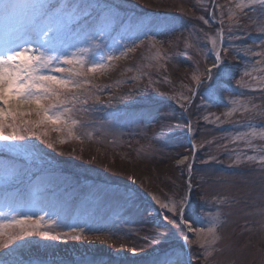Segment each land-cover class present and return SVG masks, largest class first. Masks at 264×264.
Segmentation results:
<instances>
[{
	"label": "rangeland",
	"instance_id": "rangeland-1",
	"mask_svg": "<svg viewBox=\"0 0 264 264\" xmlns=\"http://www.w3.org/2000/svg\"><path fill=\"white\" fill-rule=\"evenodd\" d=\"M134 1L89 0L116 15V22L103 34L95 32L92 38L100 47L94 48L90 57L99 60L109 53L119 55L128 47L135 50L113 62V66L103 74L91 77L92 84L98 88L91 89L93 98L83 106L88 110L75 113L82 122L77 131L84 138V143L69 141L49 148L41 140L31 137L27 151H0V175L15 176L13 179H0V214H3L0 219L11 218L16 212L47 213L58 221L57 233L69 232L71 227L84 229L80 239L74 238L75 234L58 240L27 237L23 246L16 250V255L25 264H112L114 261L153 264L160 253L170 250L174 259L188 264H264V231L261 230V218L253 214L264 191V169L258 159L245 161L246 156L258 158L262 154L259 149L264 148V141H253L256 151L247 148L242 141L236 144L229 142L237 132L249 131L248 124L257 129L264 127V119L257 116L249 120L239 113L230 118L231 123H209L202 119L205 115L215 114L224 120L222 114L231 107L228 102L232 99L243 101L249 107L253 104L258 108L264 107V92L257 87L260 78H264V63H257L262 58L256 56V59H251L250 54H243L249 46L240 45L238 25L236 27L228 20L230 8L225 2L236 3L239 0H226L215 11L219 20L225 17L224 30L227 29L228 36L224 45L233 57L224 55L225 59L232 61L227 60V64L233 70L236 68L234 58L245 59L237 68L239 75L229 84L219 82L216 100H209L205 88L212 82H205L199 89L202 95L194 97L196 102L189 106V114L170 97L172 93L181 91L187 95L182 85L195 87L191 74L197 69L204 72L210 65L209 54L214 53L208 36L216 37L218 29L208 31L210 33L202 37L199 47L185 49V41L191 43L193 36L186 31L188 29L183 26L178 12L171 11L175 10L174 6L168 13L144 12L145 8ZM170 1L178 4L184 0ZM200 5L205 7V1ZM89 10L96 16L97 9ZM253 15H261L259 6ZM165 26H172L170 29H177L179 33L187 32L180 40L181 46L173 47L169 40L161 42L159 37L155 38L156 33L152 32ZM229 27L233 35H229ZM3 28L0 22V40L3 39ZM153 41L161 43L153 47ZM69 42L87 46L88 37L81 34ZM163 44L169 46L168 49ZM157 48L165 57L159 62L152 58ZM261 51L264 49L258 47L255 52ZM185 59L187 64L181 62ZM158 63L163 67H157ZM181 65L186 67L184 71ZM245 71L250 75L244 76ZM178 74L179 78L176 77ZM237 80L242 81L241 85H237ZM97 95L103 103L95 101ZM80 107L77 105L78 109ZM149 111L169 118L163 121L147 119ZM191 118L195 135L186 127ZM209 118L214 119L211 115ZM162 124L169 126L163 135L160 134ZM89 133L91 139L88 138ZM50 135L55 140L58 134ZM192 137L198 145L203 143L204 146L198 148L200 159L194 163L198 168L189 178L190 149L186 145ZM223 145L234 151L218 147ZM58 146L65 148L59 149ZM120 152L123 156L116 155ZM238 154L244 162L237 165L233 162ZM186 156L188 161L177 163ZM210 156H216L217 160L209 159ZM76 160L80 162L76 164ZM65 166L71 168L65 171ZM73 168L81 174L70 172ZM189 179L193 180L190 189ZM37 188L39 195L34 198L32 193ZM194 190L197 193L195 203H190L189 195ZM153 195L165 203L179 201L187 195L185 219L193 227H207L210 217L219 211L221 220H226L218 229L222 239L215 247L219 251L207 261L197 259V254L203 250L195 243L185 244L181 230L163 219ZM214 196L234 197L239 203L232 201L219 205L212 199ZM154 235L157 238L163 236V243L156 245L144 239ZM188 236L196 239L193 233H188ZM129 237L135 238L142 246L144 240L149 249L146 250L145 246L143 250H130L129 243L112 249L108 241L114 238L125 243ZM7 251L0 249V256L12 260L14 257L8 256Z\"/></svg>",
	"mask_w": 264,
	"mask_h": 264
},
{
	"label": "snow or ice",
	"instance_id": "snow-or-ice-1",
	"mask_svg": "<svg viewBox=\"0 0 264 264\" xmlns=\"http://www.w3.org/2000/svg\"><path fill=\"white\" fill-rule=\"evenodd\" d=\"M264 17V0H239L235 4V9H229L228 20L231 23L239 22V15L248 16V12L256 11ZM89 9H97L96 16ZM211 15L215 17V12ZM250 18V17H249ZM197 19L203 24L209 25V19L200 16ZM0 22L3 23V39L0 40V151H27L30 140L35 137L41 140L49 148L55 144H65L69 141H76L83 144L84 138L78 133L77 129L81 121L76 118L77 111H87L83 107L93 98L91 89L97 87L92 84L91 77L103 74L113 62L121 60L129 52L135 50L128 47L119 55L109 53L106 57L102 56L99 60L90 57L94 48L100 45L92 37L95 32L103 34L105 30L116 22L115 13L110 9H103L98 4H92L89 0H0ZM221 28L217 30L216 37L208 36L214 53V61L210 68L200 72L198 69L191 74V81L195 87L182 85L187 90V95L181 92L172 93L170 99L175 101L180 109L187 111L192 106L193 99L197 95H202L199 89L205 81L212 83L205 88L209 100H216V89L220 86L219 82L227 80L234 75L232 67L227 64L225 56L229 48L224 46L223 19L219 21ZM94 29L92 32L86 30ZM257 31L261 34L259 47L264 49V27H259ZM84 34L88 37L87 46H77L69 41ZM229 35H233L229 27ZM218 38V39H217ZM152 39V37H149ZM161 42L153 41V47H157ZM185 49L193 48L194 45L185 41ZM71 49V50H70ZM245 55L251 54L262 59L257 63H264V51L254 52L250 48L243 50ZM159 62L165 59L161 55V49L157 48L152 57ZM207 59V56H205ZM157 67H163L157 64ZM131 69H129L130 71ZM244 76L250 73L245 71ZM138 79V77H133ZM256 79V78H254ZM237 85L242 81L237 80ZM257 87L264 92V78H260ZM97 103H103L100 97L95 96ZM231 107L224 112V120L215 114H209L202 119L209 123H231V117L239 113L247 116L249 120H254L257 116L264 119V107L258 108L256 105L248 106L243 101L232 99L228 102ZM77 105L81 107L78 109ZM159 111L158 109L156 110ZM214 119L210 120L209 116ZM35 119H31V117ZM146 118L150 120H167L169 117L155 115L152 111L146 113ZM238 123V122H237ZM249 131L237 132L231 137L230 143L236 144L238 141L244 142L247 148L256 151L255 140L264 141V127L259 129L247 125ZM169 126L161 125L160 134L163 135ZM186 127L190 133L194 132L193 125L188 122ZM51 133H57V138L53 140ZM62 134V135H61ZM91 139V134H88ZM21 142V143H17ZM210 143V142H207ZM203 143H191L192 159L194 160L198 148H202ZM223 147L229 150L227 145ZM262 153L257 156H246V162L257 161L264 169V148L259 149ZM209 159L217 160L216 156ZM189 157H183L178 164L188 161ZM238 158L233 162L240 164ZM189 178L192 175L193 163L187 164ZM19 175L18 172L15 173ZM15 176L0 175V179H13ZM191 188V179L188 184ZM39 189L32 193L34 198L38 197ZM131 199V194H129ZM152 199L159 205L160 214L168 224L176 225L183 233L182 239L185 244L195 243L203 251L197 254V259L203 258L207 261L213 253L219 251L215 246L222 239L218 234V229L223 226L226 220H221V213L218 211L210 217L207 227H193V224L185 219L186 205L188 196L185 195L179 201L162 202L158 197ZM216 204L223 205L232 201L239 203L234 197L220 196L212 198ZM260 205L256 208L254 215H258L261 230L264 231V191L260 195ZM166 210V211H165ZM171 213V216L168 214ZM3 215V214H0ZM58 221L52 219L45 213L44 215L32 214L30 212H16L11 218L0 219V249H7V255L14 257L6 260L0 256V264H25L24 260L16 255V250L23 246L27 237H41L46 240H58L62 236L67 237L75 234L76 239L84 235V229L71 227L69 232L57 233ZM188 233H193L196 237L192 240ZM150 243L159 245L163 243L164 237L157 236L144 237ZM118 255V254H117ZM172 251L160 253L153 264H188L187 261H180L173 258ZM112 264H125L124 261H114Z\"/></svg>",
	"mask_w": 264,
	"mask_h": 264
},
{
	"label": "trees",
	"instance_id": "trees-1",
	"mask_svg": "<svg viewBox=\"0 0 264 264\" xmlns=\"http://www.w3.org/2000/svg\"><path fill=\"white\" fill-rule=\"evenodd\" d=\"M141 1H143L144 3L141 2ZM204 1H205L206 5L203 8L200 5V2H203V0H184V1H181L182 3L179 2L178 4H176V3H174V2H172L170 0H135L134 2L138 3L142 8L144 7L145 8L144 12H152V11L158 12V11H161V12L168 13V11L169 12L177 11L178 12V16L180 17V20L182 21V23H184L183 26L186 29H188L186 31H190L189 33L193 36V38L192 37L190 38L191 44H193L196 47H199L201 42H202L201 39H202L203 36L206 35V33H210L213 30H217V29L221 28V24L219 23V21L221 19H223V21L225 22V19H224L225 17L221 18L219 20L217 14H215V17L213 18L211 13L217 11L216 8L220 7V5H224V2L226 0H204ZM235 1H237V0H235ZM225 3L228 5L229 8L235 9V4L237 2L235 3L233 1L232 2L228 1V2H225ZM173 6L175 7V10L173 9V10L170 11V9L173 8ZM200 16H204L206 19H209L210 24L209 25L203 24V22L201 20L197 19ZM235 25H236V27L238 25L237 29L240 31V34H241L240 35V39H241L240 45L242 44V46H246V47L249 46V48L252 49L254 52L256 50H258V47H259V44H260L261 34L257 31V29L259 27H264V17H262L261 15L254 17L253 11L250 10L248 12V16L247 17L244 16V15H239V22L235 23ZM170 27H172V26H167V27L165 26V27H162L161 29H159V31L158 30L157 31L154 30L155 32H152V33H156L155 38L159 37L161 42H166V41L169 40V42L171 43V45H173V47H175L178 44H179L178 46H181L182 42L180 40H182L184 38V36H185L184 34H186L187 32L184 31L182 33H179L177 29L173 30V29H170ZM196 28L200 29V30H197ZM223 28H225V24L224 23H223ZM208 31H210V32H208ZM227 36H228V31L226 29V30H224V43L227 40L226 39ZM163 46L167 47V49L169 47V46H166V44H163ZM170 50H174V49H170ZM243 54L245 55L244 51H243ZM222 55H225L226 57L228 56L229 58H233L232 55H230L228 53L227 54H223L222 53ZM250 56L252 57L251 59H253V58L256 59L255 58L256 56H252L251 54H250ZM225 60L226 61L227 60L231 61L230 59H225ZM243 60H245V59H240L238 57H237V59L234 58L233 62L235 63L236 68L233 69L234 75H232V77L227 81L228 84L231 83L232 80H234L233 78H235V77H237L239 75V73H238L239 70H237V68H240L242 66L241 63H242ZM186 61L187 60L185 59V60H182L181 62H183V64L184 63L187 64ZM208 61H209V64H210V65H208V67L209 66L211 67L212 62L214 61V54H212V53L209 54V60ZM180 68H182L183 71L186 69V67L184 65H181ZM174 77H175V75L173 76V78ZM176 77L179 78L180 77L179 74ZM205 82H207V81H205ZM195 97L198 98V95L195 96ZM196 100L197 99H194L193 104H194V102H196ZM189 112H191V109L187 110L188 114H189ZM188 117H192V115H189ZM190 122L193 125L192 118L190 119ZM190 140L193 142V140L195 141V138L192 137ZM188 145H186V146H187L188 149H190L189 150L190 151L189 152L190 153L189 154L190 155L189 156L190 157L189 162L193 163V169H192V171H193V170L198 168L197 167L198 165L195 166L194 163H197V161H199L200 154H199V151H198L195 159L193 160L192 159V153H191V146H188ZM58 147H59V149L60 148H65V146H63V147L58 146ZM63 150H65V149H63ZM118 154L123 156V152L117 153L116 155H118ZM63 155H65V154H63ZM73 155H74V152H73ZM59 157L61 158V155ZM111 161H113V160H111ZM114 161H115V159H114ZM75 162L77 164L80 161L76 160ZM110 163L111 162H109V164ZM70 168H67L65 166V168L63 170L67 171ZM70 172L79 173V171L78 170L75 171L74 168H73V171L70 170ZM79 174H81V173H79ZM186 177H187V173H186ZM112 183L116 184L115 181H112ZM191 183H193V180H191ZM193 194H194V196H192ZM196 194L197 193L194 190V192H192L191 195H189L190 203H195V198L194 197H195ZM187 215H188V213H186V216ZM189 220H190V218H189ZM108 241L111 243V248L112 249L118 248L119 246H121V244L127 245L128 243H129L128 246H129L130 250H132V249H134V250H139V249L143 250V248L145 246H147V249H146V247H145V249L148 250L149 247H150L149 244L145 243L144 240H143L144 242L141 240L142 243H144V246H142V244L139 243L137 240H135V238H130V237L128 239H126L125 243H121L122 241H119V240L117 241L114 238H111V240H108Z\"/></svg>",
	"mask_w": 264,
	"mask_h": 264
}]
</instances>
